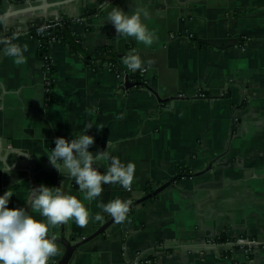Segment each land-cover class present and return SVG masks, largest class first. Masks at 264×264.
Masks as SVG:
<instances>
[{
    "label": "crops",
    "instance_id": "1",
    "mask_svg": "<svg viewBox=\"0 0 264 264\" xmlns=\"http://www.w3.org/2000/svg\"><path fill=\"white\" fill-rule=\"evenodd\" d=\"M9 1L0 9L25 0ZM113 6L147 9L144 23L156 41L146 46L117 36L106 21ZM58 16L72 20L84 51L112 47L114 68L86 64L84 54L57 41L46 62L27 30ZM2 21L0 167L12 169L0 172V194L14 193L9 208H27L41 184L82 199L47 155L57 137L70 140L88 125L95 138L89 150L105 151L109 141L113 155L135 164L134 180L128 190L105 185L97 200L84 201L101 219L83 227L69 220L50 230L55 237L80 242L111 217L99 203H131L180 170L191 174L132 207L125 221L79 246L68 264H133L140 255L149 264H264L263 244L250 251L235 244L264 240V0H72ZM3 41L27 47L24 64L4 55ZM132 54H139L145 74L122 63ZM58 249L50 264L64 253L60 243Z\"/></svg>",
    "mask_w": 264,
    "mask_h": 264
},
{
    "label": "clouds",
    "instance_id": "2",
    "mask_svg": "<svg viewBox=\"0 0 264 264\" xmlns=\"http://www.w3.org/2000/svg\"><path fill=\"white\" fill-rule=\"evenodd\" d=\"M147 9L137 7L134 11L125 12L120 7H112L107 12L106 21L114 26L117 36L131 37L136 41L150 46L157 37L144 23L148 17ZM3 21H0L2 23ZM2 49L5 56L14 58L16 64H24L27 51L11 41H3ZM122 63L133 72L144 71L143 61L139 54L127 55ZM81 132L72 139L57 137L54 141L49 163L63 176L72 178L78 186L82 199L68 194L62 187H50L44 184L33 187L26 207L9 208L14 193L9 188L0 194V264H50L56 256L58 242L50 230L55 226L75 221L78 226H85L89 220L99 221V214L92 215L84 201H94L101 196L105 185L118 184L123 189H130L135 174L133 162L124 163L113 155V145L107 143L105 151H90L95 138ZM105 167V171L99 169ZM10 167H0V172L11 173ZM98 207L109 214L117 223L125 221L129 212V202L119 198L107 203H99ZM35 210L39 216L30 214Z\"/></svg>",
    "mask_w": 264,
    "mask_h": 264
},
{
    "label": "trees",
    "instance_id": "3",
    "mask_svg": "<svg viewBox=\"0 0 264 264\" xmlns=\"http://www.w3.org/2000/svg\"><path fill=\"white\" fill-rule=\"evenodd\" d=\"M4 0H0V6ZM9 1V0H8ZM12 4L11 1H9ZM72 20L65 16H58L47 21L44 25L33 24L28 27V35L37 41L39 54L46 59V62L49 61L48 50L49 46L53 41H57L60 44L67 46L72 53H81L84 54V60L86 64H91L95 60L111 64V67L114 68V65L118 62V54L110 46H101L96 48L93 52L89 53L84 51L80 46L79 39L76 37L75 33L71 28ZM1 46V43H0ZM138 84L144 85V80L137 78ZM191 174L188 171L180 170L177 175L173 178L174 181L180 180L181 177L190 176ZM153 191V187L149 186L147 192L150 193ZM155 196H152L149 199H153ZM132 208H129L131 211Z\"/></svg>",
    "mask_w": 264,
    "mask_h": 264
},
{
    "label": "water",
    "instance_id": "4",
    "mask_svg": "<svg viewBox=\"0 0 264 264\" xmlns=\"http://www.w3.org/2000/svg\"><path fill=\"white\" fill-rule=\"evenodd\" d=\"M72 0H25L20 3L11 5L9 7L0 9V21L6 20V19H11V18H16V17H21V16H26V15H31V14H36V13H42L57 7H60ZM125 87H129L132 85L131 82H129L128 77H125ZM3 146L6 145V141L2 140L0 142ZM174 179H170L166 183L160 185L150 193H147L140 199H136L129 203V208L134 207L135 205L142 203L143 201L148 200L152 196H156L159 192H161L164 188H166L169 184L173 183ZM115 221L112 217H110L105 223L102 224V226L92 235L89 237L84 238L80 242L72 243L71 240L68 238L61 236V237H56V240L58 243L63 245L64 247V253L62 254L61 258L55 263V264H68L69 260L73 254V252L81 246L83 243L91 240L92 238L98 236L99 234L103 233L105 229L113 222Z\"/></svg>",
    "mask_w": 264,
    "mask_h": 264
},
{
    "label": "built area",
    "instance_id": "5",
    "mask_svg": "<svg viewBox=\"0 0 264 264\" xmlns=\"http://www.w3.org/2000/svg\"><path fill=\"white\" fill-rule=\"evenodd\" d=\"M47 21H49V20H47ZM46 22H44L42 25H44ZM97 65H99V61H98ZM138 71H139V74L143 75L146 73V68L144 67L143 72H141L140 70H138ZM235 244L239 245L241 247H244V248L246 247L247 251H250V249L254 246H258V245H262V244L264 245V240L260 241V240H256V239L240 238V239H237L235 241ZM149 263H151L150 257L148 258L147 256L140 255L138 257V259L133 264H149Z\"/></svg>",
    "mask_w": 264,
    "mask_h": 264
}]
</instances>
